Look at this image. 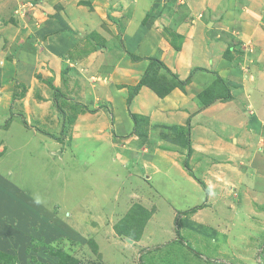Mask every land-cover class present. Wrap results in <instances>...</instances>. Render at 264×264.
<instances>
[{
    "label": "crops",
    "instance_id": "obj_1",
    "mask_svg": "<svg viewBox=\"0 0 264 264\" xmlns=\"http://www.w3.org/2000/svg\"><path fill=\"white\" fill-rule=\"evenodd\" d=\"M163 1L170 8L184 5L188 10L187 21L175 31L183 36L180 51L162 36L163 28L171 29L169 23L152 17L156 0H0V133L13 130L26 136L22 145L30 144L32 138L40 142L47 138L55 151L62 144L56 136L60 114L68 116L61 105L75 102L84 111L76 115V124L102 118L98 128L82 127L81 135L97 137L101 132L105 138L111 128L107 129L100 106L109 99L119 105L114 110L113 133H130L133 123L121 104L127 98L123 86L137 84L148 65L145 58L161 50L169 70L180 80L191 75V81L165 98L142 87L132 101L133 110L151 122L185 128L189 124V155L183 147L178 161L167 154L160 164L165 173L164 191H168L163 200L168 201L172 221L177 222L171 237L190 234L193 242L177 240L193 255L209 261L217 259L216 249L224 244L208 233L226 224L233 229L235 216L241 228L251 231L256 227V237H264V0ZM219 22L235 30L231 34L242 47L215 40ZM122 47L143 60L132 62L126 55L117 60L115 55L122 54ZM106 57L112 63H105ZM101 69L108 72L93 76ZM203 70L217 72L230 90V101H214L200 109L197 94L209 86L204 87ZM97 88L104 94L90 101L89 94ZM7 142V137L0 139V159L9 156L12 146ZM184 161L208 192L185 170ZM204 203L194 213L182 214ZM108 237L109 245L121 248V264L137 263V246H127L112 234ZM128 250L131 260L121 254Z\"/></svg>",
    "mask_w": 264,
    "mask_h": 264
},
{
    "label": "rangeland",
    "instance_id": "obj_2",
    "mask_svg": "<svg viewBox=\"0 0 264 264\" xmlns=\"http://www.w3.org/2000/svg\"><path fill=\"white\" fill-rule=\"evenodd\" d=\"M156 3L158 7L152 11V17L166 20L171 30L176 31L187 21L188 10L184 5L173 9L164 1L156 0ZM118 27L121 33V25ZM217 27L213 36L218 43L242 47L238 38L232 36L234 29L226 28L222 22ZM182 44L183 41L180 49ZM122 49L121 55H115L117 60L128 56L124 47ZM162 53L161 50L156 52L161 58ZM107 60L106 57L105 63ZM110 63L112 60H108ZM107 72L96 70L99 75L93 73V76L97 78ZM203 72L204 87L212 85L215 74L220 77L212 70ZM162 74L169 79L166 73ZM123 88L127 90L126 85ZM100 93L104 91L98 88L96 93H90V101ZM121 104L130 118L126 100ZM61 106L66 108L69 117L60 114V131L56 136L62 138V144L55 151L54 143L47 138L41 142L32 138L30 144L22 145L28 140L26 136L13 130L0 133V139L7 137L8 145L12 146L9 156L0 159V264H74L73 259L77 261L75 264H121L118 258L121 248L108 244L112 242L108 234L118 237V241L127 246L139 248L136 264H264V237H256V227L251 231L241 228L237 216L233 219V229H229L232 224H226L225 228L214 227L216 230L208 233L218 242L223 240L221 244H224L220 250L216 249L217 259L214 260L198 258L188 250L181 240L193 242L190 234L183 232L180 241L176 237L178 234L171 237L176 225L168 201L163 200L168 191H164L165 173L160 164L167 154L179 160L188 139L185 127L164 121L151 122L144 116L148 120L138 122V129L133 126L130 133L115 135L112 129L114 110H119V105L109 99L100 107L104 108L102 114L107 118V129L111 128V133L105 134V138L101 132L97 137L93 134L83 136L82 127L91 124L98 128L102 118L96 116L97 119L76 124V115L84 112L80 105L71 102ZM133 107L131 103L130 111L141 115L134 112ZM73 125L75 128H71ZM85 136L87 140L83 141ZM191 177L196 178L193 174ZM203 206L206 203L196 207ZM157 208L160 211L154 215ZM258 220L255 217V221ZM104 230L109 232L103 234ZM249 236H255L256 240L251 241ZM121 254L132 259L131 250ZM185 255L190 257V262Z\"/></svg>",
    "mask_w": 264,
    "mask_h": 264
},
{
    "label": "trees",
    "instance_id": "obj_3",
    "mask_svg": "<svg viewBox=\"0 0 264 264\" xmlns=\"http://www.w3.org/2000/svg\"><path fill=\"white\" fill-rule=\"evenodd\" d=\"M144 25L149 26L146 20H144ZM163 34L166 41L169 43V45L175 50L178 51L180 49L181 43L183 41V36L175 33V31L169 29V28H163ZM159 51H157L158 53ZM128 57L132 62H137L143 60L141 57L133 56L130 53H127ZM159 57L157 54L151 57L145 58V60L148 61V65L146 70L144 71L143 75L139 79L138 83L135 86H126L128 93L126 98V106L128 114L130 115V118L132 120L134 129H138V122L147 121V117L134 114L130 111V105L132 103V100L134 97L138 94L139 90L142 87L149 88L154 94H156L159 98H165L167 95L171 93L174 89L178 88L182 90L184 86H186L191 81V75L186 80H180L179 77L172 73L169 68L163 63L162 58ZM206 71V70H205ZM166 73V75L169 76V79H165L162 73ZM231 98L230 90L225 85L224 81L218 77L215 74L214 81L212 85L204 88L202 92L197 94V101L200 104V109H204L205 107L210 106L214 101H220V102H226L229 101ZM189 124L185 128V133L188 136L189 134ZM187 149L188 155L190 153V143L188 142L184 146ZM183 167L185 170L191 174L190 168L187 164V161L183 162ZM192 176V174H191ZM194 180L203 188L205 192L208 191L204 183H202L200 180L194 178ZM199 207L193 208V210H190V212L195 211ZM188 212H183L182 214L184 216H187ZM177 218V216H176ZM177 226V222L175 224ZM72 259V258H71ZM74 264L76 259H73L72 261Z\"/></svg>",
    "mask_w": 264,
    "mask_h": 264
}]
</instances>
